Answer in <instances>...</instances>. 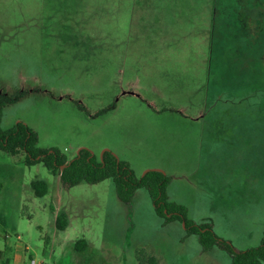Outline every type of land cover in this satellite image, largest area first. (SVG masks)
Returning <instances> with one entry per match:
<instances>
[{"label": "rangeland", "instance_id": "obj_1", "mask_svg": "<svg viewBox=\"0 0 264 264\" xmlns=\"http://www.w3.org/2000/svg\"><path fill=\"white\" fill-rule=\"evenodd\" d=\"M254 6L260 24L247 28L239 11ZM18 90L30 94L5 109L3 130L21 122L41 149L110 151L138 177L163 172L191 220L237 251L261 244L264 0H0V92ZM23 159L0 153V250L11 264H141L142 251L159 264H231L182 224L164 226L147 190L129 207L112 180L65 189Z\"/></svg>", "mask_w": 264, "mask_h": 264}, {"label": "trees", "instance_id": "obj_2", "mask_svg": "<svg viewBox=\"0 0 264 264\" xmlns=\"http://www.w3.org/2000/svg\"><path fill=\"white\" fill-rule=\"evenodd\" d=\"M258 9L254 6L250 10L239 11L240 17L245 18V15L252 17L251 20L244 21L247 28L260 24L257 20ZM29 94L28 90H18L13 94L0 92V153L13 157L22 155L23 163L28 167L43 164L52 175L60 178L65 189L74 188L82 183L97 185L112 180L118 199L129 207L132 206L139 191L147 190L155 212L164 226L177 222L182 224L186 232L185 238L197 237L204 253L212 252L217 248L229 256L231 264H264V238L261 244L254 248L237 251L231 243L220 238L210 224L196 223L189 218L188 210L183 205L171 201L168 191L172 178L165 173L154 170L138 177L127 161L120 160L110 151H105L101 158H98L90 150L82 148L70 159L58 148L41 149L38 134L21 122L9 130H3L1 124L5 109L19 103ZM79 108L85 111L83 105H79ZM114 109L115 104L99 111L94 117L106 115ZM31 187L37 198H45L50 192L49 184L42 179L33 181ZM1 188L0 184V190ZM5 224L6 217L0 211V225ZM55 225L59 231H65L69 227L70 219L66 211L58 212ZM89 247L90 244L86 239L76 241L75 249L78 252H84ZM6 250L0 252V264H11V259L6 257ZM138 260L141 264L145 262L159 264L155 257L147 256L144 251L138 255Z\"/></svg>", "mask_w": 264, "mask_h": 264}, {"label": "crops", "instance_id": "obj_3", "mask_svg": "<svg viewBox=\"0 0 264 264\" xmlns=\"http://www.w3.org/2000/svg\"><path fill=\"white\" fill-rule=\"evenodd\" d=\"M0 252H1V250H0Z\"/></svg>", "mask_w": 264, "mask_h": 264}]
</instances>
